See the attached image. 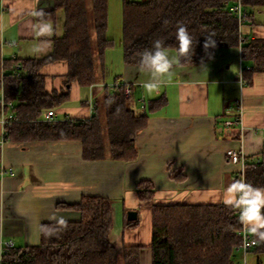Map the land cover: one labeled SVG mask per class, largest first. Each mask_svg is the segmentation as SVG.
Listing matches in <instances>:
<instances>
[{
    "label": "crops",
    "instance_id": "crops-1",
    "mask_svg": "<svg viewBox=\"0 0 264 264\" xmlns=\"http://www.w3.org/2000/svg\"><path fill=\"white\" fill-rule=\"evenodd\" d=\"M38 5L39 0L0 1L4 59L44 60L53 55L55 40L65 34V14L59 11L54 21L39 20ZM116 11V30L111 28V14L108 28L114 46L106 52L105 68L97 71L98 82L91 87L73 82L69 101L52 110L60 122L90 120L103 107L106 87L131 86L132 107L148 119L137 136L138 158L128 163L109 157L86 160L83 144L76 140L6 142L0 149V165L14 174L0 177V261L8 243L19 248L40 244L44 224L61 217L67 222L80 219L78 212L60 204L99 196L114 202L110 240L121 260L125 247L137 246L142 247L140 264H153L154 205L225 204V189L239 180L240 171L239 165L229 162L227 151L240 152L249 166L264 160V69H251L253 63L243 60L240 47L221 48L200 65L184 66L178 60L171 81L159 83L150 68L125 64L122 4ZM43 25H51V33L42 32ZM242 36L264 41V9L255 10ZM41 73L49 92L66 89L67 62L49 63ZM149 83L158 87L149 91ZM237 102L243 130L224 125L236 115L226 113V107ZM3 131L0 122V137ZM142 182L155 187L151 202L138 196ZM129 211L138 213L137 226L128 227ZM251 256L255 261L254 252Z\"/></svg>",
    "mask_w": 264,
    "mask_h": 264
},
{
    "label": "trees",
    "instance_id": "trees-1",
    "mask_svg": "<svg viewBox=\"0 0 264 264\" xmlns=\"http://www.w3.org/2000/svg\"><path fill=\"white\" fill-rule=\"evenodd\" d=\"M111 0H39L37 18L54 21L65 14V34L55 40L47 59H4L0 49V93L17 102L13 112L19 122L7 125L6 142L76 140L83 144L86 160L134 162L138 158V134L147 126V116L138 113L126 97V85L106 87L102 109L90 120L67 119L56 124L44 121L46 111L69 101V86L78 82L91 87L98 82L97 71L105 68V56L114 42L108 37ZM122 45L126 65L149 68L142 54L153 42L164 39L168 50H178L176 29L187 27L193 37V53L179 56V64L200 65L221 48L240 47L244 61L254 71L264 69V41L244 39L240 22L231 9L241 2L247 22L264 0H121ZM215 40L207 51L205 37ZM178 55V52H177ZM56 61L69 66L66 89L49 92L42 68ZM20 64L18 70L16 65ZM21 72V75H19ZM1 108V103H0ZM104 113H103V111ZM104 115V117H103ZM247 182L264 187V160L248 165ZM142 202H151L155 187L142 182L137 187ZM112 199L84 197L75 205L59 207L79 213L78 221L46 223L40 244L4 249L1 264H140L142 247H125L123 260L110 240L114 226ZM151 249L153 264H235L240 244L238 210L222 205H154ZM139 222H130L128 227ZM264 231V230H262ZM258 246L255 264H264V240L253 236Z\"/></svg>",
    "mask_w": 264,
    "mask_h": 264
},
{
    "label": "clouds",
    "instance_id": "clouds-1",
    "mask_svg": "<svg viewBox=\"0 0 264 264\" xmlns=\"http://www.w3.org/2000/svg\"><path fill=\"white\" fill-rule=\"evenodd\" d=\"M42 32L51 33V25H43ZM176 40L178 41V55L171 54L164 44L163 38L156 39L151 50L146 49L142 54V63L151 70L153 78H159V83L170 82L174 73L173 65L178 62V57L189 56L193 53V37L187 27L182 24L177 25ZM216 42L211 36L205 37L204 49L215 48ZM149 91L155 90L158 83L147 84ZM225 192L228 198L224 203L231 208L238 210V219L246 230L253 236L264 240V187H254L244 181H235L229 185ZM59 225L65 226L67 221L61 217L57 220ZM256 241H252L255 243Z\"/></svg>",
    "mask_w": 264,
    "mask_h": 264
},
{
    "label": "built area",
    "instance_id": "built-area-1",
    "mask_svg": "<svg viewBox=\"0 0 264 264\" xmlns=\"http://www.w3.org/2000/svg\"><path fill=\"white\" fill-rule=\"evenodd\" d=\"M0 1H4V0H0ZM231 10L235 11L237 16H238V19L240 22V34H242L244 24L247 21L246 11L244 10L241 2H238L237 5L234 6ZM16 68L18 70H20L21 65L20 64L16 65ZM19 75H21V72H19ZM241 81L243 82L242 78H241ZM119 86H120V84L117 83V84L113 85L112 88H118ZM125 94H126V97L132 98V87L131 86L126 85ZM0 103H1L0 122L4 128L3 134L0 137V149H1L4 146V144L6 143V135H7L6 127H7V125L10 123H13V122H19L20 120L16 116V114L12 111L15 107V103L6 101L3 92L0 93ZM234 111L236 112L235 117L227 119L224 122V125L229 129H233V128L237 127V128H240L241 130H243L244 129V123H243V117H242L241 103L237 102L234 104H229L226 107L225 112L231 113ZM44 121L47 123H51V124H56V123L60 122V121L56 120V114H55L54 110H49V111H47V113H45ZM227 157H228L230 163L240 166L239 180L248 183L247 178H246V171H247V167H248V163H247L246 158L244 156H242L240 152H238L234 149H229L227 151ZM13 174H14L13 170L7 169L4 166L0 165V177H5L7 175H13ZM239 237H240L241 242L236 247V252L238 254V257L236 259L235 264H250L251 263L250 257L252 255V253L255 251L256 247L258 246V242L253 237V235L250 234L246 230V228L244 226L239 231ZM254 240L256 242L252 243V241H254ZM12 247H14V244L11 242L5 246V249L8 250Z\"/></svg>",
    "mask_w": 264,
    "mask_h": 264
},
{
    "label": "rangeland",
    "instance_id": "rangeland-1",
    "mask_svg": "<svg viewBox=\"0 0 264 264\" xmlns=\"http://www.w3.org/2000/svg\"><path fill=\"white\" fill-rule=\"evenodd\" d=\"M120 4H122V1L121 0H111L110 1V14H111V28L112 30H116V27L114 26L115 23H116V20H118L116 18V15L119 13L118 11H116L117 7L119 8ZM109 34V33H108ZM5 249V248H4ZM3 249V251H4ZM3 255V253H2ZM251 258H253L252 256L250 257V264H255V261H251ZM0 264H1V261H0Z\"/></svg>",
    "mask_w": 264,
    "mask_h": 264
},
{
    "label": "water",
    "instance_id": "water-1",
    "mask_svg": "<svg viewBox=\"0 0 264 264\" xmlns=\"http://www.w3.org/2000/svg\"><path fill=\"white\" fill-rule=\"evenodd\" d=\"M138 220V213L136 211L128 212V222H133Z\"/></svg>",
    "mask_w": 264,
    "mask_h": 264
}]
</instances>
